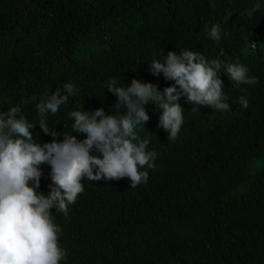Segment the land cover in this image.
I'll use <instances>...</instances> for the list:
<instances>
[{
	"label": "trees",
	"instance_id": "16d2710c",
	"mask_svg": "<svg viewBox=\"0 0 264 264\" xmlns=\"http://www.w3.org/2000/svg\"><path fill=\"white\" fill-rule=\"evenodd\" d=\"M213 24L221 26L219 42L207 35ZM183 50L243 64L259 83L234 87L221 70L230 111L193 112L181 96L184 122L174 141L149 102L150 119L135 131L150 140L156 168L142 169L149 179L135 188L128 178H85L67 216L51 209L67 252L61 264H264V0H0V112L19 104L36 124L37 143L62 142L72 111L126 114L106 89L110 79L120 87L151 82L163 92L175 82L153 75L150 63ZM66 83L76 93L44 117L61 133L54 138L40 128L35 105L45 91L67 94ZM40 167L38 191L47 196L51 166Z\"/></svg>",
	"mask_w": 264,
	"mask_h": 264
},
{
	"label": "clouds",
	"instance_id": "9594fccd",
	"mask_svg": "<svg viewBox=\"0 0 264 264\" xmlns=\"http://www.w3.org/2000/svg\"><path fill=\"white\" fill-rule=\"evenodd\" d=\"M259 10L260 5L256 4L246 15L251 17ZM207 35L219 42L220 24H213ZM221 70L234 87L259 83L258 77H249L243 64L220 60L209 63L198 52L183 50L178 55L169 51L163 61L154 59L150 63V71L174 81L172 86L161 92L151 82L133 79L130 86L120 87L116 79H110L106 89L118 98L115 107L123 106L126 114L108 115L103 107L93 112L72 111L68 114L74 120L72 131L63 133L62 142L54 139L51 143H37L31 131L36 124L21 115L19 104L0 112V264H61L66 260L67 252L59 244L62 229L54 222L51 209L67 216L69 205L75 204L85 191L82 183L85 178L88 181L128 178L132 188L147 183L149 172L142 169L156 168L157 153L148 151L150 140L140 139L135 131L150 119L145 106L152 102L162 110L159 126L169 133L168 140L174 141L184 122V110L176 103L181 96L194 105L193 112L201 106L230 111L223 93L224 82L218 76ZM63 90L67 94H62L60 88L54 93L45 91L44 99L35 105L41 117L40 128L54 138L61 133L50 128L44 117L56 114L77 91L73 83L64 84ZM238 103L245 109L249 107L244 96L239 97ZM72 132L85 134L86 138L78 140ZM93 149L102 158L92 155ZM45 163L51 166L52 180L47 196L38 191L40 166Z\"/></svg>",
	"mask_w": 264,
	"mask_h": 264
}]
</instances>
